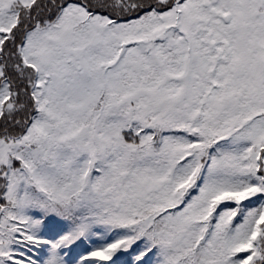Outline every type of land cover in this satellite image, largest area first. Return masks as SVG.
Here are the masks:
<instances>
[{
  "label": "snow or ice",
  "instance_id": "snow-or-ice-1",
  "mask_svg": "<svg viewBox=\"0 0 264 264\" xmlns=\"http://www.w3.org/2000/svg\"><path fill=\"white\" fill-rule=\"evenodd\" d=\"M0 264H264V0H0Z\"/></svg>",
  "mask_w": 264,
  "mask_h": 264
}]
</instances>
